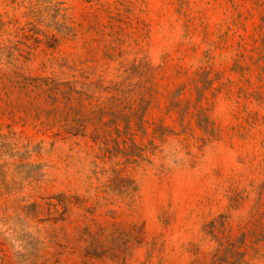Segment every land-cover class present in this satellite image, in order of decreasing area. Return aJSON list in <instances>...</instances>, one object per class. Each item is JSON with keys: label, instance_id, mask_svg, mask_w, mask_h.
Wrapping results in <instances>:
<instances>
[{"label": "rangeland", "instance_id": "rangeland-1", "mask_svg": "<svg viewBox=\"0 0 264 264\" xmlns=\"http://www.w3.org/2000/svg\"><path fill=\"white\" fill-rule=\"evenodd\" d=\"M0 264H264V0H0Z\"/></svg>", "mask_w": 264, "mask_h": 264}]
</instances>
